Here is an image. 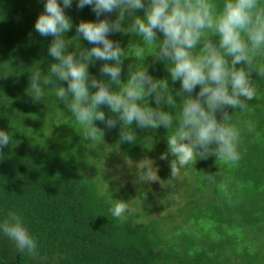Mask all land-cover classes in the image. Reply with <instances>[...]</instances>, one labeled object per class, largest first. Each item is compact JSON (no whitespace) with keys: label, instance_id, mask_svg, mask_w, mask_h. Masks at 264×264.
I'll list each match as a JSON object with an SVG mask.
<instances>
[{"label":"trees","instance_id":"16d2710c","mask_svg":"<svg viewBox=\"0 0 264 264\" xmlns=\"http://www.w3.org/2000/svg\"><path fill=\"white\" fill-rule=\"evenodd\" d=\"M42 11V0H0V130L12 133L10 145L0 150V223L15 212L37 241L35 255L0 250V264H264V80L252 73L259 98L250 102L252 112L238 118L252 121L256 132L244 134L237 165L218 167L213 157L197 160L184 169L188 176L181 181L155 195L138 196L141 207L155 202L159 210L173 211L166 222L142 210L117 219L109 209L114 200L127 202L129 196H121L112 182L103 186L100 170L112 158L108 152L119 151L130 160L152 158L159 163L161 182H168L172 157L160 159L167 152V130L133 124L137 140L121 142L119 125L108 129L96 122L102 139L88 143L70 110L48 95L51 85L45 86L44 99L34 103L27 94L31 72L38 67L46 75L55 63L47 54L51 37L33 30ZM66 15L73 28L65 39L76 36L80 21L96 19L87 7L78 11L75 3ZM109 38L123 48L136 41L130 34ZM131 63L133 58L124 60L122 82ZM145 63L154 78L167 77L152 57ZM99 67L100 62L89 67L98 79ZM171 87L179 89V82ZM100 110L110 115L106 106ZM216 172L217 184L203 180L204 174ZM179 196L189 199L184 206L177 203ZM174 206L179 208L174 211Z\"/></svg>","mask_w":264,"mask_h":264},{"label":"clouds","instance_id":"9594fccd","mask_svg":"<svg viewBox=\"0 0 264 264\" xmlns=\"http://www.w3.org/2000/svg\"><path fill=\"white\" fill-rule=\"evenodd\" d=\"M42 3L43 11L33 30L40 37H51L47 54L55 63L48 66L46 75L38 67L31 72L27 94L34 103L44 99L45 86L51 85L48 95L70 110L72 119L81 126L82 139L93 144L103 136L96 122L108 129L119 125L121 142L137 140L133 124L137 129L163 127L167 130V152L160 159L171 155L172 178L181 169L193 168L197 160L210 157L215 158L218 167L238 164L244 134L256 132L252 121H241L238 116L252 112L250 102L259 98L252 73L264 80L261 0ZM73 3L78 11L89 8L96 19L80 21L75 26L76 36L65 39V33L73 28L66 15ZM140 11L142 16L137 15ZM115 34H130L136 41L123 48L118 40L109 38ZM80 40L92 47L82 48ZM69 46L72 51H68ZM130 47L132 52L128 51ZM146 57H152L153 64L161 63L167 77L156 79L150 75ZM128 58H133L134 63L128 65L127 79L122 82L123 64ZM96 62H100L99 79L89 72ZM177 82L179 89L174 90L171 85ZM101 106H106L110 115L106 116ZM11 141L12 133L0 130V150ZM153 169L151 161L143 163L138 181L156 182L159 178ZM219 176V172L204 174L203 180L215 185ZM130 211L122 200H114L109 209L117 219ZM0 233L19 251L36 254L37 241L15 212H9L0 223Z\"/></svg>","mask_w":264,"mask_h":264},{"label":"rangeland","instance_id":"374dc122","mask_svg":"<svg viewBox=\"0 0 264 264\" xmlns=\"http://www.w3.org/2000/svg\"><path fill=\"white\" fill-rule=\"evenodd\" d=\"M108 154H110L112 158L110 160H107L100 170V174L104 177L103 179L101 177L104 188L107 187L109 182H112L114 184V187L121 191V196H129L127 203L129 209L132 212H137L138 210L150 211L151 219L166 222L168 220V213L173 211L163 212L159 210L157 206H154L155 202L145 204L141 207L139 206L141 201L139 200L138 196L142 194L145 195L149 192H152V194L155 195L156 193L164 191L170 185V183L181 181L182 179H184V177L188 176L184 169H181L180 173L175 178L170 177L168 182L162 183L157 174L159 179L156 182L140 183L137 179V176L139 174L141 165L143 163H149V161H151L152 167L154 168L153 171L155 172L159 168V163L156 160L152 158L130 160L124 158L119 153V151H109ZM141 171L145 170L141 169ZM169 171L171 173L170 167ZM188 200L189 199H187L185 196H179L177 203H179L181 206H184V204ZM177 207L179 208V206ZM177 207L174 206L173 210L175 211ZM0 250H7L11 255H13L14 252H20L16 248L15 243L4 236L2 233H0ZM41 264H46V262H41Z\"/></svg>","mask_w":264,"mask_h":264}]
</instances>
